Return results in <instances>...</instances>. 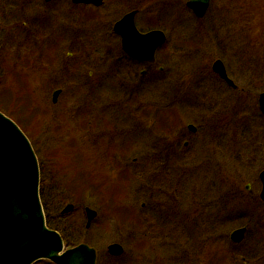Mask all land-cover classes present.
Segmentation results:
<instances>
[{
  "label": "rangeland",
  "instance_id": "1",
  "mask_svg": "<svg viewBox=\"0 0 264 264\" xmlns=\"http://www.w3.org/2000/svg\"><path fill=\"white\" fill-rule=\"evenodd\" d=\"M186 2L154 0V25L167 35L159 50L168 58L163 75L155 68L145 81L135 76L136 69L134 77L125 75L120 82L108 68L112 79L85 82L88 69L80 67V80L57 81L58 69L38 63L30 47L26 79L0 80V93L14 98L19 90L37 109L25 133L38 157L47 219L59 230L81 226L75 236L97 249V264H137L133 242L141 236L145 248L138 255L159 259V264H264V203L259 198L264 117L257 102L264 91V0H212L202 18ZM0 33L2 44L19 41L11 25ZM89 44L74 51L75 64L86 56L101 63L112 57L107 45L114 41L96 50ZM9 52L1 60L7 65ZM217 59L245 94L212 74ZM56 89L62 92L52 102ZM164 116L182 130L165 134L158 128ZM190 123L200 129L190 146L165 149L174 140L183 144L180 133ZM72 164L85 175L91 171L89 181L100 184L101 191L87 192L84 181L85 195L74 203L68 187L77 174ZM110 199L114 205L106 207L103 202L110 204ZM67 203L74 210L58 219ZM86 206L98 212L90 230L85 229ZM113 209L125 211L124 222ZM242 226L247 227L245 239L232 242L230 234ZM111 242L125 248L113 263L106 258ZM183 254L186 258L178 260ZM196 255L199 260L192 259ZM33 264L54 263L41 259Z\"/></svg>",
  "mask_w": 264,
  "mask_h": 264
},
{
  "label": "flooded vegetation",
  "instance_id": "2",
  "mask_svg": "<svg viewBox=\"0 0 264 264\" xmlns=\"http://www.w3.org/2000/svg\"><path fill=\"white\" fill-rule=\"evenodd\" d=\"M211 1L212 0H209V7ZM12 3H14V5H11ZM153 4L154 0H0V31L4 30L6 25H11V28H14V31L19 34V41H17V43L14 42L16 43L15 45L0 43V80L20 81L26 79L25 72L28 68L27 63L29 61L27 55L33 54L27 51L30 47L37 51L39 55L37 58L38 63H42L41 61H43L47 66L58 69L57 73L60 77L57 81H61L63 78L64 80L67 79V81L74 79L80 80L81 77H83L80 67L88 69V75L83 79L85 82H101L103 79L113 77V75L106 73L108 68L114 69L113 78H118L120 82L125 75L129 76L130 74L131 78L134 77L132 74L138 72L136 69L139 70V73L135 76L141 79L146 78L145 81L149 80V76L154 74L155 68H157L159 74L163 75L166 70L165 65L168 63V58L160 56L159 50L161 47L158 48L155 55L156 60L153 62L130 57L123 47L124 38L122 36L131 32V27L129 26L130 21L129 19L124 20V18L130 14L133 16V26H136L141 33H147L153 29H161L165 32L162 27H156V25H154L155 19L152 15L154 11ZM118 22H120L119 29H116L115 26ZM99 37L104 39V42L100 41ZM112 41H114V44H109L107 46L111 54L113 52L112 57L114 59L112 57V59L110 58L108 61L103 59L101 63L91 58L88 59L89 57L86 56V59L82 62L78 61L77 64H75V60H73L75 59V50L85 48L89 43L91 46H96L92 49L96 50L100 49L105 43L108 44ZM30 42H34V45H31ZM9 46L13 48L10 52L8 50ZM91 48L92 47H90V49ZM4 52H9L10 57L12 55V60H9L11 61V65L10 63L7 65V61H5V63L1 62L2 57H4ZM9 66L10 68H7ZM96 69H98V71H96ZM64 70L67 74H64ZM212 72V74L218 77L221 83L238 93L245 94L244 89L238 88L237 85H230L226 80L224 81L220 75L215 73L213 65ZM226 73H228V71ZM258 101L259 96L257 102ZM146 115H150V113L146 112ZM262 116L264 117V114H262ZM87 124L88 127L90 125L92 127L90 122ZM188 125H186L187 129L180 133V136L185 138L183 144L179 140H174L164 148H169L170 150L178 148L179 151H184L181 150V145L185 148L190 146L191 138L194 134H197L200 129L194 125L196 129L193 131ZM165 127L169 128H165V134L166 132L171 133L174 130H182L179 129L180 127L177 124L172 127L168 124ZM88 130L91 129L89 128ZM180 136L178 137L180 138ZM171 153L173 152L171 151ZM144 205L145 203H142V206ZM62 210L58 211L56 215L58 219L66 217L67 215L63 213ZM68 225H65V228L62 230L57 229L66 244H68L67 240H70L71 237H77L75 235L80 233L78 228H82L81 226ZM91 227L85 226V229L90 230ZM144 238V236L136 237V241H132L135 245V248L133 247L135 251L133 252L137 254V264H159V259L154 257L145 259L138 255L141 250L145 248L141 245L144 243L142 242ZM68 246L69 245H67V247ZM122 246L124 248L123 244ZM123 252H125V248ZM123 252L120 255H113L107 252L106 258L109 262L113 263V260L120 259V257L124 255ZM197 255L192 259L199 260V256ZM186 256L187 254H183L177 259L182 260L186 258Z\"/></svg>",
  "mask_w": 264,
  "mask_h": 264
},
{
  "label": "water",
  "instance_id": "3",
  "mask_svg": "<svg viewBox=\"0 0 264 264\" xmlns=\"http://www.w3.org/2000/svg\"><path fill=\"white\" fill-rule=\"evenodd\" d=\"M187 5L196 16L202 17L208 9L209 0H188ZM132 17L130 14L124 18L129 19L131 32L122 36L123 47L130 57L153 62L157 48L166 41V35L158 29L140 33L133 26ZM120 22L116 24V29H119ZM213 69L227 83L236 86L220 59L213 62ZM53 92L52 102H56L61 91ZM258 102L264 113V91ZM188 126L193 131L196 129L193 124ZM39 174L38 158L30 139L14 120L0 111V264H32L43 258L57 264H96L95 248L82 243L63 251L64 242L60 233L47 226L40 197ZM260 179V197L264 201V170ZM73 208L74 205L68 203L62 212L67 214ZM85 211L86 224L90 227L97 211L91 207H86ZM246 231V227L235 229L231 239L241 242ZM108 251L120 255L124 248L119 243H112Z\"/></svg>",
  "mask_w": 264,
  "mask_h": 264
},
{
  "label": "trees",
  "instance_id": "4",
  "mask_svg": "<svg viewBox=\"0 0 264 264\" xmlns=\"http://www.w3.org/2000/svg\"><path fill=\"white\" fill-rule=\"evenodd\" d=\"M21 87L23 88L22 85ZM15 96L16 97L13 98V96H11L6 91L0 93V109L6 112L7 115L12 117L20 126H22V129L26 132L28 123H30L31 120L33 121V119L36 118L35 116H36L37 109H34L31 107V103H30L31 99L29 98L28 95L26 94L22 95L21 93H19V90H18ZM167 117L168 116H166L165 118H162V121L164 122L158 127L162 131L165 130L166 125L170 124V122L168 121L169 117L168 119ZM174 125L175 123L172 122L170 124V127ZM74 168L75 170H77V174L70 180V183L68 184V187L73 192L72 194L75 195V200H73L74 203L80 202L82 200V198L85 195L83 193V190L85 189L87 190V192L92 193V194H95L96 192L101 191L102 186H100V184L95 185L94 182H92V180L91 182L89 181L90 177L88 175L91 171H87V174L85 175L84 171L79 169L77 165L76 167L74 166ZM84 181L88 183L85 189H84L85 186H83ZM110 200H111L109 201L110 204H108V202L106 203V201L103 202L106 205V207H110L114 205L113 200L112 199ZM107 212H108V209H107ZM113 213H116V214L119 213L116 216L120 217V219H122V221L124 222V219L126 216L125 211L120 212V211L113 209ZM47 221H48V226H50L51 228H58L57 225L54 224L53 220L49 221V219H47ZM67 241H68V245L77 243L78 237H72L70 238V240H67Z\"/></svg>",
  "mask_w": 264,
  "mask_h": 264
}]
</instances>
